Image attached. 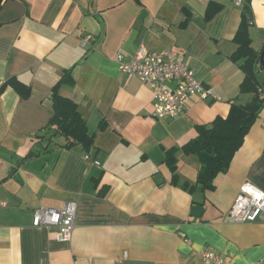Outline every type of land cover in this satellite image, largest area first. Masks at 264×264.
<instances>
[{"label": "crops", "instance_id": "0c3cea01", "mask_svg": "<svg viewBox=\"0 0 264 264\" xmlns=\"http://www.w3.org/2000/svg\"><path fill=\"white\" fill-rule=\"evenodd\" d=\"M211 2L222 8L209 21ZM0 7V264H202L213 249L235 264L264 262V223L234 222L229 209L240 187L264 191V107L215 189L193 194L181 186L197 180L200 162L183 145L197 124L227 116L242 94L244 72L231 59L243 6L234 0H3ZM252 47L264 49V0H250ZM187 22L184 24V22ZM93 38L82 46V38ZM151 52L185 54L199 79L213 89L193 96L174 119L153 114L152 89L126 77L116 54L140 44ZM66 70L73 85L60 94L78 104L95 136L91 158L82 145L38 133L52 116V88ZM264 82V69L258 73ZM16 77L32 92L22 98ZM177 152L179 182L165 163ZM99 160L100 165L94 163ZM77 205L70 240L57 227H36L37 207ZM204 206L201 217L193 205Z\"/></svg>", "mask_w": 264, "mask_h": 264}, {"label": "trees", "instance_id": "16d2710c", "mask_svg": "<svg viewBox=\"0 0 264 264\" xmlns=\"http://www.w3.org/2000/svg\"><path fill=\"white\" fill-rule=\"evenodd\" d=\"M249 2L250 0H246L243 4L242 20L234 37L237 49L231 55V59L238 62L244 72L240 92L242 94L251 93L252 96L246 102L240 98L234 99L227 116L219 115L210 124H197L198 135L182 146L183 152L196 155L200 162L196 182L191 184L185 181L181 186L191 194L198 189L201 191L215 189L216 176L228 171L236 152L242 147L248 131L264 107V82L258 76V73L263 71L260 62L262 51L258 52L252 47L249 28L253 16ZM221 8L220 4L211 2L206 11V20H211ZM186 22L187 20L183 25ZM74 83L72 71L66 70L53 86L51 95L53 113L48 127L52 130V136L58 135L65 140V148L71 149L82 145L84 150L89 152L94 145L95 136L89 132L78 104L59 92L62 85H73ZM7 86H12L22 98H28L32 92L30 85L21 82L16 77L7 79L1 90ZM49 136L48 134L44 138ZM178 150L179 148H171L165 151V163L172 172V182L175 185L178 184L180 177L177 172Z\"/></svg>", "mask_w": 264, "mask_h": 264}, {"label": "built area", "instance_id": "2783aa9c", "mask_svg": "<svg viewBox=\"0 0 264 264\" xmlns=\"http://www.w3.org/2000/svg\"><path fill=\"white\" fill-rule=\"evenodd\" d=\"M234 2L237 6H241L246 0H234ZM92 38L91 34L85 35L81 41L82 46H87ZM116 61L126 77H138L152 89L153 114L156 118H177L193 96L207 99L213 94V89L199 79L188 65L185 54L178 50L167 48L159 52H151L144 43H141L136 52L130 56L119 49ZM84 158L89 160L91 153H85ZM94 163L101 164L99 160H94ZM5 205L6 202L0 200V206ZM228 215L234 222L264 223V191L251 182L242 184ZM76 216L77 205L72 201L65 202L60 208L40 206L34 210L33 225L57 227L59 238L68 241L76 228ZM200 259L202 264H235L210 248L201 251ZM255 264H264V262Z\"/></svg>", "mask_w": 264, "mask_h": 264}, {"label": "water", "instance_id": "95a60500", "mask_svg": "<svg viewBox=\"0 0 264 264\" xmlns=\"http://www.w3.org/2000/svg\"><path fill=\"white\" fill-rule=\"evenodd\" d=\"M2 1H3V0H0V4H1ZM260 62H261L262 67H263V69H264V49H263V51H262V53H261ZM48 130H49V127H47L46 129L40 131V132L38 133V135L41 136V137H43V136L46 135V133L48 132ZM203 211H204V206H203V205L195 204V205H193V207H192L191 215L194 216V217L199 218V217H201Z\"/></svg>", "mask_w": 264, "mask_h": 264}]
</instances>
